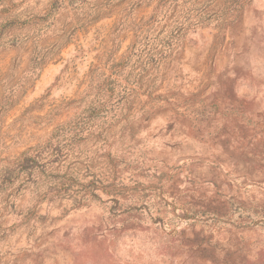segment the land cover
I'll return each mask as SVG.
<instances>
[{
  "label": "rangeland",
  "instance_id": "obj_1",
  "mask_svg": "<svg viewBox=\"0 0 264 264\" xmlns=\"http://www.w3.org/2000/svg\"><path fill=\"white\" fill-rule=\"evenodd\" d=\"M0 264H264V0H0Z\"/></svg>",
  "mask_w": 264,
  "mask_h": 264
},
{
  "label": "trees",
  "instance_id": "obj_2",
  "mask_svg": "<svg viewBox=\"0 0 264 264\" xmlns=\"http://www.w3.org/2000/svg\"><path fill=\"white\" fill-rule=\"evenodd\" d=\"M20 162L22 163L21 165H22L23 167H25V165H24L23 163H26V162H27V159H25V160H21Z\"/></svg>",
  "mask_w": 264,
  "mask_h": 264
}]
</instances>
